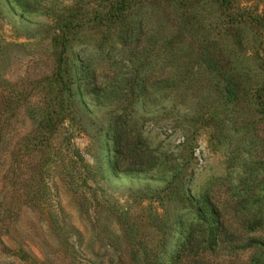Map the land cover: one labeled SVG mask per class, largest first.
<instances>
[{"label": "rangeland", "instance_id": "374dc122", "mask_svg": "<svg viewBox=\"0 0 264 264\" xmlns=\"http://www.w3.org/2000/svg\"><path fill=\"white\" fill-rule=\"evenodd\" d=\"M188 236L264 264V0H0V264H169Z\"/></svg>", "mask_w": 264, "mask_h": 264}, {"label": "trees", "instance_id": "16d2710c", "mask_svg": "<svg viewBox=\"0 0 264 264\" xmlns=\"http://www.w3.org/2000/svg\"><path fill=\"white\" fill-rule=\"evenodd\" d=\"M119 119L120 117L117 118V120ZM121 134V132H117L116 135H114L113 137L114 152L119 160L128 157L129 161L127 165L129 166L132 164V162L136 161L135 157H138L139 153L136 152V147H134L133 145L134 140L123 138ZM210 211L215 216L216 227H220L221 223L219 221V213H217L216 209L212 205H210ZM201 215V219L204 220L205 214L202 213ZM201 240L210 241V239L204 234ZM197 241L199 240L193 241L192 237L188 236L180 252L175 256V259L169 264H213L202 258L203 247L200 246Z\"/></svg>", "mask_w": 264, "mask_h": 264}]
</instances>
